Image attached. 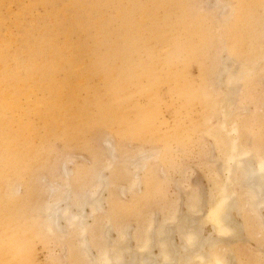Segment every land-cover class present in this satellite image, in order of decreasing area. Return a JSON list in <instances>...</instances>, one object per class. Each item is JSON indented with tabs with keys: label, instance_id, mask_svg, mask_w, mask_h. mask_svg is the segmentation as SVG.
<instances>
[{
	"label": "rangeland",
	"instance_id": "obj_1",
	"mask_svg": "<svg viewBox=\"0 0 264 264\" xmlns=\"http://www.w3.org/2000/svg\"><path fill=\"white\" fill-rule=\"evenodd\" d=\"M0 43V264H78V237L44 220L62 165L73 191H91L93 168L110 180L103 210L86 218L80 259L92 264L106 223L129 227L133 251L131 235L169 209L186 214L193 189L203 220L226 175L224 111L253 163L264 157V0H0ZM147 155L131 189L132 161ZM236 212L246 223L229 247L235 264H264V211Z\"/></svg>",
	"mask_w": 264,
	"mask_h": 264
},
{
	"label": "bare ground",
	"instance_id": "obj_2",
	"mask_svg": "<svg viewBox=\"0 0 264 264\" xmlns=\"http://www.w3.org/2000/svg\"><path fill=\"white\" fill-rule=\"evenodd\" d=\"M263 58L264 56L260 57V59ZM256 62L251 63V66L253 64L256 65ZM221 63L224 64L223 61ZM249 66H247L248 68L245 67L247 69H242L241 67L239 75L236 77L238 80L253 73L252 69L254 67L251 68ZM229 67L230 63L227 68L221 69L219 67V71L221 73L227 72ZM234 72L235 70L231 73L233 75L232 79L234 78ZM227 77L231 79V77ZM237 79L234 78V80ZM228 84L230 85V82ZM233 91L234 88H232V91L230 89V94ZM227 111H224L222 115L224 120L221 121V128L225 131L224 133L227 137L228 144L225 153L227 164L224 166L226 175L223 181L213 184L208 197L207 209L204 214L202 213L203 220L198 219V216H195L196 218L194 217L196 213L202 211L204 204L203 195L200 191H195L198 189L194 190L192 188L193 190L189 193L187 192L188 194L186 193V214L180 216L179 211L172 208L166 211L163 219L159 222L153 219V217L149 218L131 235V238L135 242V249L133 251L128 245L129 238L127 236L129 233L127 232L128 229H126L128 226H109L105 222L108 226L105 225L107 228L105 230L103 229L104 233L100 236L102 241L97 246L98 258H95L93 262V257H89L91 258V262H93L92 264H235L236 257L230 252L229 247L232 242L241 239V233L246 222L237 221L233 213L237 211L239 214L242 212L241 214L243 215L244 211L245 213L249 211L261 217L260 212L264 211V157L257 156L256 163H253L249 157L250 154H247V151L240 147L236 127L234 125L227 127L225 118L231 114L230 110V112ZM105 142L109 143L107 140ZM113 151L112 146L107 149V157L110 159L105 165L107 168L111 166V159L115 158ZM139 158L132 161L131 164L133 165L132 178L129 181V187L131 189L140 183V172L148 168V155L139 156ZM236 170L239 171V175L236 174L238 175L236 182L240 187L244 188L243 207H241V203L236 199L237 194L234 190V185L236 184L232 179V174ZM71 171L68 167L62 165L60 169L61 182L58 183L60 189H57L58 186L50 185V191L52 189H57L58 191H55L52 199L47 201L44 206V220L48 231L63 234L67 229L78 237L79 262H77L78 264H83L80 258L84 255L86 256L90 250L88 241L85 238V231L88 224L86 223V218L103 210L104 201L101 192L106 190L105 186L110 183V180L103 175L102 169L93 168L88 171L91 179V191L82 189L73 191L71 185L73 174L71 175ZM112 174H115V172L112 171ZM99 187H102L100 192L98 191ZM85 208H89L88 214ZM104 219L107 220L108 216ZM261 220L264 219L261 217ZM204 223L209 224L211 227L207 235L203 233ZM101 224L100 226H102ZM111 230L115 231L116 237L109 236ZM176 235L179 238V243L174 240V236ZM127 256H129L128 259H126Z\"/></svg>",
	"mask_w": 264,
	"mask_h": 264
}]
</instances>
